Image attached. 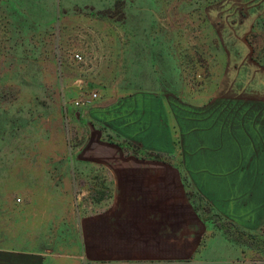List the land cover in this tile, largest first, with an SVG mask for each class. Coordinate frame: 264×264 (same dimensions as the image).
<instances>
[{
    "label": "rangeland",
    "instance_id": "374dc122",
    "mask_svg": "<svg viewBox=\"0 0 264 264\" xmlns=\"http://www.w3.org/2000/svg\"><path fill=\"white\" fill-rule=\"evenodd\" d=\"M262 144L264 0H0V245L83 256L115 194L93 157L159 156L207 231L198 259L138 264H264V226L216 213L195 175Z\"/></svg>",
    "mask_w": 264,
    "mask_h": 264
},
{
    "label": "crops",
    "instance_id": "0c3cea01",
    "mask_svg": "<svg viewBox=\"0 0 264 264\" xmlns=\"http://www.w3.org/2000/svg\"><path fill=\"white\" fill-rule=\"evenodd\" d=\"M194 157H187L188 164ZM230 159L211 171L195 168L196 187L209 197L216 213L244 230L257 231L264 226V145L258 156ZM92 160L112 175L115 194L104 210L84 218V255L0 245V264H138L199 258L207 223L190 201L176 166L156 157L123 154ZM214 264L249 263L223 259Z\"/></svg>",
    "mask_w": 264,
    "mask_h": 264
},
{
    "label": "built area",
    "instance_id": "2783aa9c",
    "mask_svg": "<svg viewBox=\"0 0 264 264\" xmlns=\"http://www.w3.org/2000/svg\"><path fill=\"white\" fill-rule=\"evenodd\" d=\"M76 57H77L78 59H82V56L79 55V54H76ZM94 95H96V94H94ZM76 104H77V105H80V104H82V102L77 101ZM83 104H84V103H83Z\"/></svg>",
    "mask_w": 264,
    "mask_h": 264
},
{
    "label": "trees",
    "instance_id": "16d2710c",
    "mask_svg": "<svg viewBox=\"0 0 264 264\" xmlns=\"http://www.w3.org/2000/svg\"><path fill=\"white\" fill-rule=\"evenodd\" d=\"M159 156H157V158H158Z\"/></svg>",
    "mask_w": 264,
    "mask_h": 264
}]
</instances>
